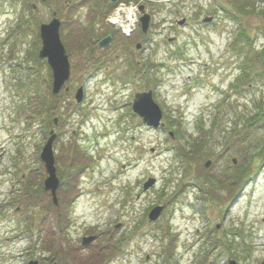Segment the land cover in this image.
Returning <instances> with one entry per match:
<instances>
[{
  "label": "rangeland",
  "instance_id": "obj_1",
  "mask_svg": "<svg viewBox=\"0 0 264 264\" xmlns=\"http://www.w3.org/2000/svg\"><path fill=\"white\" fill-rule=\"evenodd\" d=\"M93 1L0 0V264H264V127L245 143L229 132L264 105V71L248 68L252 46L236 39L243 27L263 49L264 0H243L248 12L233 20L225 9L238 0H143L147 35L95 23ZM112 10L119 24L124 4ZM55 12L71 63L57 95L39 59L40 27ZM149 91L158 128L132 109ZM201 125L211 132L198 159L190 145ZM50 130L56 202L41 160ZM150 178L157 184L143 191Z\"/></svg>",
  "mask_w": 264,
  "mask_h": 264
},
{
  "label": "water",
  "instance_id": "obj_2",
  "mask_svg": "<svg viewBox=\"0 0 264 264\" xmlns=\"http://www.w3.org/2000/svg\"><path fill=\"white\" fill-rule=\"evenodd\" d=\"M55 15V14H54ZM211 19H205L204 22L208 23ZM143 32L147 33L149 29V17L145 16L141 18ZM184 22H181L182 25ZM60 21L58 19L52 20L48 24L41 25L40 27V36L42 41V47L39 53L40 60H46L49 67L51 68L53 75V93L58 94L65 84L70 79V62L69 56L66 49L64 48L61 37H60ZM111 42L110 38L104 39L99 43V47L105 49L109 46ZM82 99V90L79 91L77 95V101L80 102ZM133 112L137 114L143 122L151 127L158 128L161 124L163 117L160 107L153 100V93L147 92L142 94H137L133 104ZM172 136V134H171ZM55 139V136L50 138L47 143V146L43 150L41 159L47 165L48 177L44 182V190L51 192L54 196L59 187V180L56 174L54 154L52 152V144ZM211 162L209 161L206 164V167H209ZM155 179H150L144 186L145 190H148L155 184ZM56 202V200L54 199ZM163 208L159 207L153 210L150 213V221H155L158 219L162 212ZM94 240V237L84 239L83 244L88 245ZM30 264H38V262H32ZM229 264H238L237 262L230 261Z\"/></svg>",
  "mask_w": 264,
  "mask_h": 264
},
{
  "label": "trees",
  "instance_id": "obj_3",
  "mask_svg": "<svg viewBox=\"0 0 264 264\" xmlns=\"http://www.w3.org/2000/svg\"><path fill=\"white\" fill-rule=\"evenodd\" d=\"M112 0H100L96 1V2H91V6L93 8V12L95 13V23L97 21H101L102 20V15H109V13L112 11V6H111V2ZM232 1V0H231ZM238 3L242 4L240 5L239 8L237 7H233L231 10H229V8L225 9V12L227 13V17L229 19H234L235 17H233L231 15V13H246V11L248 12V9L245 5V3H243V0H238ZM231 8V7H230ZM241 8V10H240ZM102 11L101 14H99L98 11ZM230 13V14H229ZM254 13V12H252ZM103 22V21H102ZM261 24H264V18L261 21ZM94 24V23H93ZM242 30L236 35V39L241 41V42H245L246 46L247 45H251L252 48L248 47V55L246 56V59H248L249 62V67H254L255 69L261 67L264 71V47L261 51L256 52L255 49L253 50V46H255L254 42L255 40L258 41V37L253 38L252 36L250 37V34L248 31L244 30V28H241ZM259 31H260V39L264 40V26H260L259 27ZM95 30L90 29L89 31H87V34L85 36V39L88 38L89 42H92V37L94 36ZM255 48V47H254ZM246 63V62H244ZM247 67H245L243 70L247 71L248 69ZM245 73V72H244ZM243 73V74H244ZM243 74H241L240 79L244 80L243 78ZM216 124L213 125V127ZM235 127L231 128L229 132H233V135H235L236 137L239 138V140H242L244 143L246 141V137L248 139L249 135L254 131V130H259L260 128L264 127V105L260 102L257 101V103L254 104V112L251 113L250 115H247L244 119H242L241 123L238 124L237 122L234 123ZM212 130V129H211ZM198 131H199V136L197 138H195L193 140V143H191L190 147H191V152L190 153H194L196 154V158L201 159L202 157H207L208 152H207V140L209 139L210 136V132L211 131H206L204 126H199L198 127ZM182 133L180 130H176L175 131V136L179 138V136ZM206 135L208 136L206 139ZM186 149V148H184ZM183 150V149H182ZM181 151L179 150V153ZM186 155H189L188 153H184L182 152V154L180 155V157H185ZM206 155V156H204ZM192 158V156H191Z\"/></svg>",
  "mask_w": 264,
  "mask_h": 264
},
{
  "label": "bare ground",
  "instance_id": "obj_4",
  "mask_svg": "<svg viewBox=\"0 0 264 264\" xmlns=\"http://www.w3.org/2000/svg\"><path fill=\"white\" fill-rule=\"evenodd\" d=\"M110 2H111V6L113 8L116 7V4H121L119 2V0H117V1L116 0H112ZM147 2L148 3H151V2H159L160 3V6H165L161 1L147 0ZM124 7H125V11H121L120 12L121 15H123V16H122V20L120 21L119 24L116 22V19L113 16L106 15L105 17L102 18L103 21L105 20L106 24H108L110 27L116 29L114 31L116 34H119L118 31L121 30L123 32V35H128L129 30L126 31L124 29L125 28L124 25H126L127 27L130 25L131 27L133 26L136 29V26L139 24L140 29H141V32H142L143 28H142L141 18H144L145 16H148L149 17V28L151 27V23L153 22V18L151 19V15L148 14L149 12L147 13L145 11V7L143 5V0H127V5L124 4ZM120 13H119V15H120ZM126 16H127V20H126ZM183 20H186V19H183ZM148 31H149V29H148ZM59 32H60V29H59ZM144 41H145L146 44L150 41L148 39V36H146V39ZM170 41H172V40L170 39ZM62 44H63L64 48L66 49L65 44L63 42H62ZM141 47H142V45H141ZM137 49L139 50L140 47H137ZM69 62H70V60H69ZM70 75H71V65H70ZM149 92H152V91H149ZM161 111H162V109H161ZM51 112H53V109L52 108L51 109H46V107H45L44 109L41 110L40 113H43V114H46L47 113L48 115L49 114L51 115ZM50 131L48 132L49 133V139L52 138L53 136H55V139L54 140L56 141L58 136L55 133V130H50ZM42 162L45 163L43 160H42ZM59 187H60V183H59ZM52 197H53V200L55 199L57 201V199H58V195L57 194H55V196L53 195ZM83 246H84V244H83ZM83 259L85 260V258H83ZM32 262H37V261H32Z\"/></svg>",
  "mask_w": 264,
  "mask_h": 264
}]
</instances>
